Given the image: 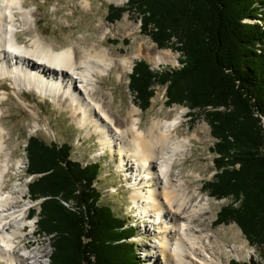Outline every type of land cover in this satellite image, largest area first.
<instances>
[{
	"label": "trees",
	"instance_id": "trees-1",
	"mask_svg": "<svg viewBox=\"0 0 264 264\" xmlns=\"http://www.w3.org/2000/svg\"><path fill=\"white\" fill-rule=\"evenodd\" d=\"M263 8L264 0H128L110 4L107 19L137 12L142 30L182 53V66L172 70L135 63L129 88L143 111L151 106L157 85L166 86L169 104L192 111L225 108L204 110L219 153L217 173L204 188L214 197L232 199L215 224L237 223L264 258V127L259 117L264 116V21H246L264 20ZM27 150L28 172L37 175L29 185L31 196L44 198L31 216H39V230L51 240L50 264L143 263L128 240L136 226L101 203L98 162L84 167L73 160L69 144H49L38 136L28 139Z\"/></svg>",
	"mask_w": 264,
	"mask_h": 264
},
{
	"label": "bare ground",
	"instance_id": "bare-ground-1",
	"mask_svg": "<svg viewBox=\"0 0 264 264\" xmlns=\"http://www.w3.org/2000/svg\"><path fill=\"white\" fill-rule=\"evenodd\" d=\"M25 3L26 0H0V85L8 79L12 93L36 117L39 115L37 110L24 98L22 90L35 91L43 98L52 96L59 107L69 110L72 120L80 128H86L83 136L98 134L97 142L102 151L97 154H105L110 149L120 155L119 167L127 172V186L133 189L130 206L136 208L138 218H148L147 229L154 230L155 235L160 237L155 238L151 245L153 264H222L227 256L252 264L255 254L243 244L222 243V247L217 246L211 239L213 233L194 226L198 217L211 210H204L210 203L200 194L195 201L192 200L190 180L183 179L175 168L180 159L188 156L187 149L192 139L202 138V131L188 135H180L177 131L185 118L186 109L175 107L171 119H153L144 129L141 127V110L132 101L122 116L109 101L112 96L110 88H103L101 94H97L98 88H101L98 85L100 78L113 68L118 70L116 78L124 82L134 57L145 56L158 65L161 62L176 63L180 68L182 53L179 52L178 58L151 44L145 52L136 56H116L110 46L103 45L101 40H92L88 44L74 42L57 49L37 30L24 40L19 29L30 30L36 26L38 14L37 6ZM80 4L86 10L92 7L91 0H80ZM111 27L109 25L105 33L111 31ZM126 34H130V29ZM8 92L2 89L0 100L7 98ZM2 113L0 108V116ZM6 130L0 125V157L8 152ZM35 132L36 129H31L28 134ZM1 165L0 262L45 264L42 259L44 249L30 253L25 247L17 249L19 237L24 235L21 228L36 224L29 218V211L38 202H34L30 195V202L24 203V207L16 209V205L11 206L12 202L25 195L21 193L19 197L1 189L9 169L7 162ZM18 166L21 171L28 169L29 159L28 166L23 160ZM33 177L30 175L32 181ZM35 258L37 262L32 261ZM230 259L229 263L236 260Z\"/></svg>",
	"mask_w": 264,
	"mask_h": 264
},
{
	"label": "rangeland",
	"instance_id": "rangeland-1",
	"mask_svg": "<svg viewBox=\"0 0 264 264\" xmlns=\"http://www.w3.org/2000/svg\"><path fill=\"white\" fill-rule=\"evenodd\" d=\"M91 2V9L86 10L80 4V0H26V5H35L38 8L36 26H33L32 29L30 28V30L22 27L19 29V33L23 35L22 38L24 40H28L29 35L37 30L49 44L54 45L57 49L65 48V46L67 47L74 42L88 44L92 40H101L103 45L110 46L109 48L116 56H136L140 52H145L151 44H156L158 50H166L172 55L180 57L181 53L175 50L172 45H159L152 38L150 31L146 32L142 30L140 15L137 12L127 11L114 22L107 19L110 4L122 6L127 3V0H91ZM246 21L262 24L264 20H252L249 18ZM109 25L112 26L111 31L105 33ZM129 29L130 34H126ZM141 60L149 63L151 69L154 71L162 72L179 68L176 66V63L161 62V65H158L153 59L150 60L145 56L134 57L124 82H120L116 78L115 75L118 70L113 68L112 71L100 78L98 85L101 88H98L97 94H101L103 88H110L112 96L109 101L113 109L118 111L122 116H124L123 113L126 114L127 108L132 101L141 110V127L144 129L152 123L153 119H171L174 116L173 108L175 107L182 106L186 109L185 118L177 131L180 135L202 131V138L192 139L187 149L188 156L180 159L175 168L183 179L190 180L189 190L191 191L192 200L195 201L198 194H200L201 197L207 198L210 203L204 210H211L198 217L194 222V226L213 233L212 240H214L217 246L222 247L224 245L222 242H228L230 245L234 243L243 244L254 252L253 254H255L256 259L253 261V264H262L261 259L264 260V258L260 253L259 247L249 242L237 223L215 224L217 213L224 206L232 204L230 198L218 199L213 197L204 188L205 181L211 179L217 173L218 169L215 166L214 159L219 155V153L214 151V145L218 139L212 134L211 126L206 118L207 113L204 110L209 112V110H225V108H213L209 106L204 108V110L192 111L189 106L184 104H169L167 102L166 86L157 85L155 87V95L151 99V106L143 111L136 101L134 93L129 88V76L132 73L134 63ZM179 60L181 61V59ZM4 88L9 92L7 93V98L0 100V108L3 109V113L0 116V125L7 129L5 140L8 152L4 155L3 153L1 154L0 164L7 162L9 169L7 170L8 173H5L7 175L4 176L5 179L2 181L1 189L5 193L10 194L12 192L19 197L21 193L25 195L24 198H19L15 202H12L11 206L16 205L14 208L17 207L16 209H18L24 207V203L30 202L28 200L31 194L29 185L32 180L26 171L27 169L24 168L21 171L16 162L22 157L21 161L23 160L28 166V157L25 149L28 133L31 129L38 128L35 135L47 143L57 145L69 144L73 160L81 163L82 166L85 167L87 163L98 162L100 164V176L96 185L102 193L101 203L110 205L117 215L127 218L128 226H136L135 235L128 238V240L135 244L136 250H138L143 262L142 264H153L151 260L153 256L150 250L151 245L155 238L160 239V237L155 235L154 230L147 229L146 223L148 218H138V211L135 207L131 208L130 206V194L133 189L127 186V172L125 169L119 167L120 155L110 149L105 154H97L102 151L101 146L97 142L98 134L92 133L83 136L82 132H85L86 128H80L72 120L69 110H63L59 107L52 96L47 95L43 98L35 91L22 90L21 93H23L24 98L34 105L35 110H37L39 115L36 117L12 93L13 88L8 79H5L3 84L0 85V94H2V89ZM36 177L37 175L33 177L34 179L32 178L33 181ZM33 198L35 199V197ZM41 200L43 198H39L40 202ZM236 204L237 202H233V205ZM34 209L37 212L40 211V204ZM31 218L36 224L26 227L25 231L21 228L24 235L19 237L17 249L25 247L27 248V253L44 249L45 252L42 254L44 255L42 259L45 261V264H50V256L53 251L51 240L45 232L39 230L37 224V220H39L38 215L31 216ZM34 230H36V233H32ZM229 259L243 262V259L227 256L224 258L222 264H229ZM32 261L37 262V259L35 258ZM247 263L249 262L247 261ZM0 264L6 263L0 262Z\"/></svg>",
	"mask_w": 264,
	"mask_h": 264
},
{
	"label": "built area",
	"instance_id": "built-area-1",
	"mask_svg": "<svg viewBox=\"0 0 264 264\" xmlns=\"http://www.w3.org/2000/svg\"><path fill=\"white\" fill-rule=\"evenodd\" d=\"M259 117H261L262 120V123L264 124V116L260 115ZM249 249V248H248Z\"/></svg>",
	"mask_w": 264,
	"mask_h": 264
}]
</instances>
